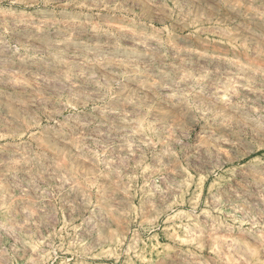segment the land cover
I'll list each match as a JSON object with an SVG mask.
<instances>
[{"label": "rangeland", "instance_id": "1", "mask_svg": "<svg viewBox=\"0 0 264 264\" xmlns=\"http://www.w3.org/2000/svg\"><path fill=\"white\" fill-rule=\"evenodd\" d=\"M0 264H264V0H0Z\"/></svg>", "mask_w": 264, "mask_h": 264}]
</instances>
